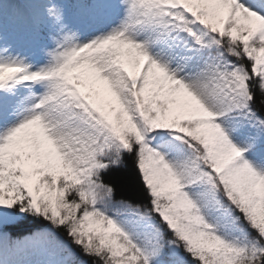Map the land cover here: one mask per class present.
Listing matches in <instances>:
<instances>
[{
	"label": "snow or ice",
	"instance_id": "6c2138e0",
	"mask_svg": "<svg viewBox=\"0 0 264 264\" xmlns=\"http://www.w3.org/2000/svg\"><path fill=\"white\" fill-rule=\"evenodd\" d=\"M0 264H264V0L0 11Z\"/></svg>",
	"mask_w": 264,
	"mask_h": 264
},
{
	"label": "rangeland",
	"instance_id": "374dc122",
	"mask_svg": "<svg viewBox=\"0 0 264 264\" xmlns=\"http://www.w3.org/2000/svg\"><path fill=\"white\" fill-rule=\"evenodd\" d=\"M17 2L18 0H0V11H2L4 16H7L10 6Z\"/></svg>",
	"mask_w": 264,
	"mask_h": 264
}]
</instances>
